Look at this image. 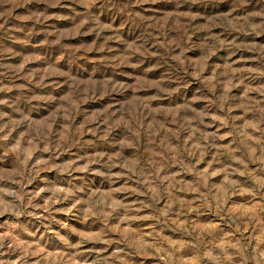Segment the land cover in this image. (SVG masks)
I'll return each instance as SVG.
<instances>
[{
  "label": "clouds",
  "instance_id": "9594fccd",
  "mask_svg": "<svg viewBox=\"0 0 264 264\" xmlns=\"http://www.w3.org/2000/svg\"><path fill=\"white\" fill-rule=\"evenodd\" d=\"M0 264H264V0H0Z\"/></svg>",
  "mask_w": 264,
  "mask_h": 264
}]
</instances>
